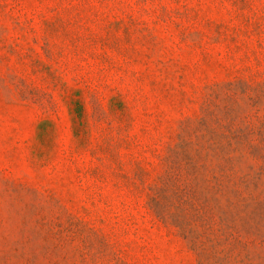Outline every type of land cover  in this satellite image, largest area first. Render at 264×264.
I'll list each match as a JSON object with an SVG mask.
<instances>
[{
  "label": "rangeland",
  "instance_id": "rangeland-1",
  "mask_svg": "<svg viewBox=\"0 0 264 264\" xmlns=\"http://www.w3.org/2000/svg\"><path fill=\"white\" fill-rule=\"evenodd\" d=\"M0 264H264V0H0Z\"/></svg>",
  "mask_w": 264,
  "mask_h": 264
}]
</instances>
